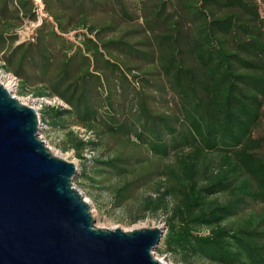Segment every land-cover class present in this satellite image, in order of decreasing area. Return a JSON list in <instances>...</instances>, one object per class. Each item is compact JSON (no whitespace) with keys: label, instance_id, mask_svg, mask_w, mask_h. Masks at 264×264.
<instances>
[{"label":"trees","instance_id":"trees-1","mask_svg":"<svg viewBox=\"0 0 264 264\" xmlns=\"http://www.w3.org/2000/svg\"><path fill=\"white\" fill-rule=\"evenodd\" d=\"M260 2L42 0L48 18L17 44L32 3L0 0V68L67 106L40 119L66 131L65 150L101 153L80 175L164 213L159 246L184 264H264Z\"/></svg>","mask_w":264,"mask_h":264},{"label":"water","instance_id":"water-1","mask_svg":"<svg viewBox=\"0 0 264 264\" xmlns=\"http://www.w3.org/2000/svg\"><path fill=\"white\" fill-rule=\"evenodd\" d=\"M41 127L0 84V264H164L151 253L166 227H96L77 167L52 154Z\"/></svg>","mask_w":264,"mask_h":264},{"label":"rangeland","instance_id":"rangeland-1","mask_svg":"<svg viewBox=\"0 0 264 264\" xmlns=\"http://www.w3.org/2000/svg\"><path fill=\"white\" fill-rule=\"evenodd\" d=\"M130 2L135 3V0H130ZM259 11L262 16H264V2L259 3ZM135 15L137 11L134 10ZM95 19V18H94ZM97 22H101L105 19L102 16H98ZM119 18H115L117 21ZM99 24V23H98ZM66 39L73 41L74 33H70L65 36ZM0 64H3V61L0 59ZM13 75V74H12ZM14 76V75H13ZM15 77V76H14ZM34 85L28 86V93L23 95L19 93V86L11 94L15 96L21 103L33 107L39 115L44 108V106H56L54 104V100L56 102L61 103L63 107L67 108L57 98L55 99H37L30 95L32 93ZM13 90V89H12ZM168 97V96H167ZM169 98V97H168ZM41 120V119H40ZM43 127L39 130V135L42 140L45 142L46 146L50 149L52 154L58 158H61L67 162H71L75 164L77 167V172L73 177V183L82 193L84 199L89 202L90 212L92 217L95 220V226L99 228L113 229L118 227L124 231H129L132 229H140V228H148L152 229L154 227H166V215L162 212L152 213L149 210H144L141 208L142 205L140 202V198L138 199H129L124 200L120 205L114 204L112 202V196L104 190L99 188H92L93 184L89 182L86 177L80 175L85 170V175L88 177L96 176V165L93 163L84 161L82 157L86 160L88 159H96L100 160L101 153L100 152H90L86 151V149L82 156L78 155L75 151L68 149H64V142L66 139V131H59L57 129L52 128L46 121H41ZM263 126H264V115H263ZM72 130L79 135L83 140L92 139L93 135L90 133H86L82 127L73 126ZM135 140V139H133ZM147 190L146 192H148ZM151 193V192H149ZM261 207L255 206L254 210H260ZM167 231V230H166ZM165 231V233H166ZM164 233V235H165ZM163 238V237H162ZM152 256L154 259L161 261L164 264H184L179 258L175 255H171L164 251L162 247L158 246L152 251Z\"/></svg>","mask_w":264,"mask_h":264},{"label":"built area","instance_id":"built-area-1","mask_svg":"<svg viewBox=\"0 0 264 264\" xmlns=\"http://www.w3.org/2000/svg\"><path fill=\"white\" fill-rule=\"evenodd\" d=\"M33 6V13L35 15V19L33 21L24 22L17 30L18 41L17 44L25 43V42H33L35 30L43 23L45 19L48 18L42 0H30ZM0 84L3 86L11 85L13 90L12 93L18 87V79L14 77L10 73L4 72L0 68ZM15 97V96H14ZM55 105H62L61 103L53 101ZM33 108V107H32Z\"/></svg>","mask_w":264,"mask_h":264},{"label":"bare ground","instance_id":"bare-ground-1","mask_svg":"<svg viewBox=\"0 0 264 264\" xmlns=\"http://www.w3.org/2000/svg\"><path fill=\"white\" fill-rule=\"evenodd\" d=\"M9 92L13 89L12 86L9 84V85H5L4 86ZM11 93V92H10Z\"/></svg>","mask_w":264,"mask_h":264}]
</instances>
